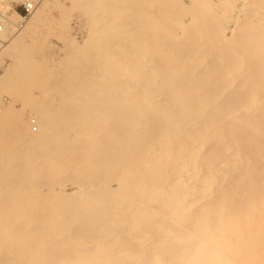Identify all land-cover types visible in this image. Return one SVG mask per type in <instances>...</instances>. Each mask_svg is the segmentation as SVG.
Here are the masks:
<instances>
[{"label":"bare ground","instance_id":"obj_1","mask_svg":"<svg viewBox=\"0 0 264 264\" xmlns=\"http://www.w3.org/2000/svg\"><path fill=\"white\" fill-rule=\"evenodd\" d=\"M120 1L81 0L94 35L53 73L61 101L0 108V264H264V0H122L111 23ZM5 16L13 54L26 16ZM60 162L85 183L44 191Z\"/></svg>","mask_w":264,"mask_h":264},{"label":"rangeland","instance_id":"obj_2","mask_svg":"<svg viewBox=\"0 0 264 264\" xmlns=\"http://www.w3.org/2000/svg\"><path fill=\"white\" fill-rule=\"evenodd\" d=\"M11 2L14 9L25 16L22 6L23 0ZM118 4V7L106 12L111 23L122 22L124 16L129 12V8L124 1L121 0ZM43 5L41 4L40 6L39 4L40 9L36 10V14L33 12L25 18H21V20L18 19V22L25 26V30L21 34L24 37L23 43L25 44L21 43V45H25L24 48L27 51L22 54V57L28 61L29 70L21 75L18 80L14 79V75L9 76L4 70L13 59L11 57L15 56L14 52L23 48L21 45V48L19 47L13 54L8 52V50H12L9 48L4 49L5 52L3 50L0 51L1 53L3 52V55H0V108L3 107L5 109L13 105L15 109L21 112L20 117L22 120L32 118V110L42 103L51 100L55 103L61 101L62 97L60 94L62 91L60 90L65 87V84L60 83V80L57 79L58 76L56 78L58 81L56 82L53 73L59 69L66 72L78 70L87 58L86 54L76 52V46L77 44H83L87 39L90 40L94 35L95 23L93 16H91L92 13L87 10L85 5H82L81 0H50V2ZM14 9L8 10L5 14H10ZM20 53L21 51L17 52V54ZM94 54L91 52L88 55ZM100 69L105 71L104 68ZM100 69H94L93 66H90V68L86 69V72L89 75L95 71L103 74ZM49 73L51 74L48 86L45 84L44 76ZM50 86L53 87L52 90H50ZM0 127L17 128L18 124L13 122L10 117L0 113ZM70 140L72 141V139ZM58 166L60 169L54 172L49 171L47 174L51 173L54 176L63 177L51 185L45 183L41 185L40 188H43L44 191L49 192L50 189L58 188L63 184H68L67 187L72 189L73 186L78 184L76 182L73 183L75 179L79 183H85L82 175L79 174L72 178V173L62 171L61 162L58 163ZM35 172L42 173L40 170ZM89 189L94 190L95 187L91 186ZM73 263H78V261L69 260L64 264Z\"/></svg>","mask_w":264,"mask_h":264},{"label":"built area","instance_id":"obj_3","mask_svg":"<svg viewBox=\"0 0 264 264\" xmlns=\"http://www.w3.org/2000/svg\"><path fill=\"white\" fill-rule=\"evenodd\" d=\"M42 0H23L22 6L25 11V16L32 14V12L37 8ZM5 25V14L0 10V31ZM34 122V121H33Z\"/></svg>","mask_w":264,"mask_h":264}]
</instances>
